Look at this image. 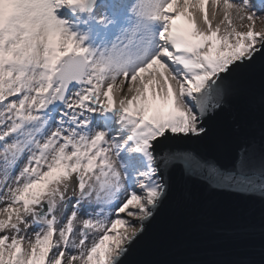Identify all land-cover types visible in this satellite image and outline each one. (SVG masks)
Returning a JSON list of instances; mask_svg holds the SVG:
<instances>
[{"label": "snow or ice", "instance_id": "snow-or-ice-1", "mask_svg": "<svg viewBox=\"0 0 264 264\" xmlns=\"http://www.w3.org/2000/svg\"><path fill=\"white\" fill-rule=\"evenodd\" d=\"M261 19L264 0H0V264H155L191 199L174 173L258 202L223 264H264ZM226 140L227 163L193 147Z\"/></svg>", "mask_w": 264, "mask_h": 264}, {"label": "water", "instance_id": "water-1", "mask_svg": "<svg viewBox=\"0 0 264 264\" xmlns=\"http://www.w3.org/2000/svg\"><path fill=\"white\" fill-rule=\"evenodd\" d=\"M241 134L256 140L255 157L258 159L261 151L258 115L243 121ZM193 147L225 163L235 152V145L227 140L214 146L194 144ZM171 182L188 191L191 199L177 218L161 230L160 239L148 250L147 259L155 264H223L235 258L237 246L229 234L231 211L237 207L251 208L258 202L211 190L179 173L172 175Z\"/></svg>", "mask_w": 264, "mask_h": 264}, {"label": "bare ground", "instance_id": "bare-ground-1", "mask_svg": "<svg viewBox=\"0 0 264 264\" xmlns=\"http://www.w3.org/2000/svg\"><path fill=\"white\" fill-rule=\"evenodd\" d=\"M257 29L264 28V19L258 20L256 22Z\"/></svg>", "mask_w": 264, "mask_h": 264}]
</instances>
